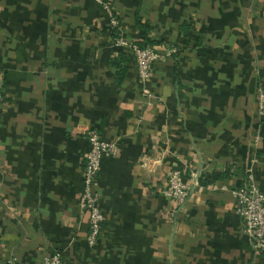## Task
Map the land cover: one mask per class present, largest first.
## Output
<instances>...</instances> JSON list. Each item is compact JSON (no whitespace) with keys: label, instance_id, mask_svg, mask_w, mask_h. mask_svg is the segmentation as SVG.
I'll return each instance as SVG.
<instances>
[{"label":"crops","instance_id":"obj_1","mask_svg":"<svg viewBox=\"0 0 264 264\" xmlns=\"http://www.w3.org/2000/svg\"><path fill=\"white\" fill-rule=\"evenodd\" d=\"M100 1L0 0V264H264L233 196L248 174L264 192V0ZM116 30L158 52L149 79ZM88 130L117 144L94 246ZM170 168L197 177L178 205L161 192Z\"/></svg>","mask_w":264,"mask_h":264},{"label":"built area","instance_id":"obj_2","mask_svg":"<svg viewBox=\"0 0 264 264\" xmlns=\"http://www.w3.org/2000/svg\"><path fill=\"white\" fill-rule=\"evenodd\" d=\"M101 2L100 0H97ZM102 5L108 13L109 26L118 28V17L107 4ZM112 45L118 49H126L133 54L136 62L138 76L141 80L149 79L153 63L159 57L158 52L148 44L142 45L138 41L124 37L116 30L112 38ZM5 96L3 74L0 71V104ZM257 114L264 117V87L256 86ZM88 148L84 152L83 161V189L79 196V205L86 212L88 232L86 243L94 246L101 235L103 223L106 219L100 208L99 194L95 183L100 168V162L104 157L114 156L117 153V144L113 140L106 139L96 130H88ZM165 185L161 192L176 205L181 204L191 196L192 188L197 185V177L191 176L189 182L181 178L177 168H170L165 174ZM233 196L236 201V212L243 221V231L251 241L257 253L264 257V192L258 187L251 174L234 188ZM6 264H17L16 258L7 260ZM39 264H64L63 256L55 251L44 256Z\"/></svg>","mask_w":264,"mask_h":264},{"label":"trees","instance_id":"obj_3","mask_svg":"<svg viewBox=\"0 0 264 264\" xmlns=\"http://www.w3.org/2000/svg\"><path fill=\"white\" fill-rule=\"evenodd\" d=\"M136 24H137L138 26H140L139 21H137ZM139 43L142 44V45H146V44H147V43H145V42H143V43H142V42H139ZM120 51H121V50H120ZM114 63L116 64V62H114Z\"/></svg>","mask_w":264,"mask_h":264}]
</instances>
